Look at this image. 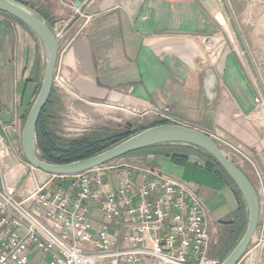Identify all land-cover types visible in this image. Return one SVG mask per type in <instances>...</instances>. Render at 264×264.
I'll return each instance as SVG.
<instances>
[{
    "label": "crops",
    "instance_id": "1",
    "mask_svg": "<svg viewBox=\"0 0 264 264\" xmlns=\"http://www.w3.org/2000/svg\"><path fill=\"white\" fill-rule=\"evenodd\" d=\"M29 1L51 28L61 29L54 72L77 94L121 111L141 112L152 124L166 121L207 134L218 131L239 145L251 163L238 167L257 193V227L264 229V123L254 116V99L264 98V93L251 61L258 87L236 47L228 45L224 27L213 19L217 0ZM203 36L217 43L211 56L199 43ZM37 44L25 27L0 14V122L14 127L9 131L12 142L19 138L40 86L42 57ZM164 109L167 119L159 116ZM0 133L4 135L1 129ZM135 160L142 168L158 170L194 189L207 209L208 229L217 236L228 231L232 237L240 231L243 200L195 156L183 165L161 153ZM209 203H217V208ZM258 242L248 253L264 264V245ZM48 259V254H30V264H47Z\"/></svg>",
    "mask_w": 264,
    "mask_h": 264
},
{
    "label": "built area",
    "instance_id": "2",
    "mask_svg": "<svg viewBox=\"0 0 264 264\" xmlns=\"http://www.w3.org/2000/svg\"><path fill=\"white\" fill-rule=\"evenodd\" d=\"M51 29L59 41L61 29ZM199 43L206 56L216 51L208 36ZM59 75L54 72L53 81L63 83ZM166 112L159 116L167 119ZM254 116L264 123L263 97L254 99ZM0 129L14 131L1 122ZM208 135L251 163L221 132ZM9 147L2 137L0 264H30L31 253L48 254L47 264H215L208 258L207 209L183 181L122 157L73 176L21 183L18 176L28 164L14 159ZM237 264L261 263L246 251Z\"/></svg>",
    "mask_w": 264,
    "mask_h": 264
},
{
    "label": "water",
    "instance_id": "3",
    "mask_svg": "<svg viewBox=\"0 0 264 264\" xmlns=\"http://www.w3.org/2000/svg\"><path fill=\"white\" fill-rule=\"evenodd\" d=\"M223 3L230 21L236 29L234 18L226 1L223 0ZM0 13L20 22L34 35L45 52V65L39 90L24 119L20 132L21 154L28 166L45 175L69 177L92 170L130 153L153 147L181 145L200 150L217 162L239 192L246 207L247 224L245 230L232 250L219 263L237 264L249 246L258 225V196L246 175L223 154L215 141L207 133L185 125L163 124L146 128L86 159L67 164H53L41 159L36 146V127L41 112L45 108L53 90V76L59 53L58 41L51 27H49L38 12L20 1L0 0ZM241 42L243 44L242 39Z\"/></svg>",
    "mask_w": 264,
    "mask_h": 264
},
{
    "label": "rangeland",
    "instance_id": "4",
    "mask_svg": "<svg viewBox=\"0 0 264 264\" xmlns=\"http://www.w3.org/2000/svg\"><path fill=\"white\" fill-rule=\"evenodd\" d=\"M22 1L27 2L28 6H30L31 8H35L34 10L40 15L38 11L39 9L36 8V4H34V2L29 0ZM225 1L234 18L235 26L237 29L236 31L235 27L229 19L223 0H217L218 7L222 10L226 18L227 24L230 28V33L227 34V43L231 47H236L239 55L244 61L246 70L250 75V78L252 79V81H256V86L258 87L257 79L254 75L255 73L261 85L264 86V0ZM248 19H251L252 21L249 23ZM47 24L51 26L50 23L47 22ZM228 38L230 39V42L232 40V44L229 43ZM240 38L242 39L244 46ZM37 45L38 52L42 57V68L39 79V81L41 82L42 73L45 65V52L39 42ZM250 61L253 64L255 73L253 72V69L250 65ZM3 62L6 63L7 69L8 64L6 60H3ZM59 76L63 78V83L53 81L54 99H56L58 102L54 108L50 109L52 114L56 115V119L48 123L49 129L57 137H60L64 140H74L81 139L84 137H92L95 134L112 135L120 130L125 129L127 125H134L135 128H140L152 124L150 122V119L141 112L121 111L107 104V102L105 101L91 100L80 96L72 89L71 85L68 84L66 79L61 74ZM38 90L39 88H37V92ZM37 92L35 94V97L37 95ZM10 133L7 132L4 135L0 133V139L3 137L4 140H7L10 145L9 148L11 150L13 149L11 154L13 155L14 159L25 161L21 154L20 136L19 138L14 140V142H12L9 138ZM216 144L218 145V143ZM218 147L223 152V154H225V156H227V158L233 163H235L237 166H241L242 162H248L247 160L241 159L230 149L223 147L222 145H218ZM242 151L246 155L243 149ZM144 156L145 155L141 154L127 156L123 158V162L137 164L138 162L135 159L142 158ZM15 170L16 168H12V173H10L13 175ZM1 172L3 174L8 173V170L4 169L3 167ZM40 175L45 174H42L39 171L31 173L29 167L26 166L23 170V173L18 176V180L22 183L24 181L26 182L30 179H34L39 183H42L49 178V175H45L44 180H41ZM192 182L193 181H191L190 179L189 183L193 184ZM209 205L213 210L217 208V203H209ZM246 224L247 213L245 211L244 220L240 223V231L238 232L239 234H237L238 240L243 234ZM208 234L210 244L208 258L209 260L215 262V264H219L228 255L227 254L223 259H220L221 257L219 253L221 249L220 247H224L225 242L228 241L229 232L227 231L225 236V233L219 232L220 236H217L215 230L208 229ZM260 239H264V229L260 230L257 227L246 251L250 252L254 244H256V242ZM253 260L257 262L256 259L253 258Z\"/></svg>",
    "mask_w": 264,
    "mask_h": 264
},
{
    "label": "trees",
    "instance_id": "5",
    "mask_svg": "<svg viewBox=\"0 0 264 264\" xmlns=\"http://www.w3.org/2000/svg\"><path fill=\"white\" fill-rule=\"evenodd\" d=\"M19 1V0H17ZM1 14V13H0ZM6 18L20 24L17 20L5 15ZM24 27V26H23ZM51 27V26H49ZM57 100L54 99V91L52 90L51 96L41 112L40 118L37 123L36 127V146L39 151L41 159L53 163V164H67L74 161L86 159L92 157L118 143L121 141L129 138L130 136L146 129V127L135 128L134 125H127V127L123 130H120L112 135H101L95 134L92 137H84L81 139H74V140H64L60 137H57L48 127V123L54 119H56V115L52 114L50 109L54 108L57 105ZM26 117V116H25ZM24 117V119H25ZM169 124L166 121H159L152 124L150 127ZM134 129V130H133ZM178 149V151L169 153L165 152L167 149ZM161 153L165 154L166 156L172 159V162L175 164L183 165L188 162L189 156L193 155L202 163L203 168L208 171L212 172L215 175L219 176L220 178L226 180L234 189L236 195L240 198V194L224 173V171L220 168L217 162L207 155L206 153L196 150L194 148L188 146H181V145H163L158 147H153L141 151H137L134 153H130L124 157L132 156V155H150ZM55 182L58 185H62L64 182L56 179ZM239 234V233H237ZM233 235L232 237L229 236L228 241L225 242V246H221L220 248V259H223L229 251L233 248L238 237Z\"/></svg>",
    "mask_w": 264,
    "mask_h": 264
},
{
    "label": "bare ground",
    "instance_id": "6",
    "mask_svg": "<svg viewBox=\"0 0 264 264\" xmlns=\"http://www.w3.org/2000/svg\"><path fill=\"white\" fill-rule=\"evenodd\" d=\"M200 1L205 2L206 0H200ZM211 14H212L213 19H214L217 23H219L220 25H222V26L224 27V29H225V32H226L227 34H229V32H230V28H229V26H228V24H227L226 18H225V16H224L222 10H221L220 8H217V9H215L214 11H212ZM231 42H232V40H231ZM208 88H209V89H210V88L212 89V80H209V81H208Z\"/></svg>",
    "mask_w": 264,
    "mask_h": 264
}]
</instances>
